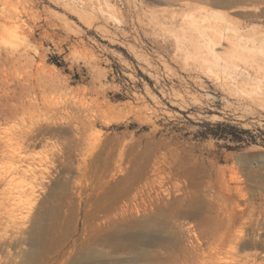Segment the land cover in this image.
Instances as JSON below:
<instances>
[{
    "label": "rangeland",
    "instance_id": "1",
    "mask_svg": "<svg viewBox=\"0 0 264 264\" xmlns=\"http://www.w3.org/2000/svg\"><path fill=\"white\" fill-rule=\"evenodd\" d=\"M0 264H264V0H0Z\"/></svg>",
    "mask_w": 264,
    "mask_h": 264
},
{
    "label": "bare ground",
    "instance_id": "2",
    "mask_svg": "<svg viewBox=\"0 0 264 264\" xmlns=\"http://www.w3.org/2000/svg\"><path fill=\"white\" fill-rule=\"evenodd\" d=\"M197 3V2H196ZM202 5V4H201ZM239 9V7H235L233 10L234 11H236V10H238ZM205 23V22H204ZM203 23V24H204ZM206 24V23H205ZM204 24V25H205ZM209 27H210V25H209ZM211 27H212V31H210V33L208 34V36H207V38H206V41H205V43L209 46V50L211 51V52H213V51H215L214 50V45L215 44H218V43H220V42H222L223 41V39H225V38H227V37H225L224 36V33L221 31V29L217 26V24L216 23H211ZM210 27V28H211ZM199 41V40H198ZM254 41V40H253ZM97 142L98 141H96L94 138L92 139V141H90V143H89V145H90V149H94L98 144H97ZM14 153V152H13ZM12 153V154H13ZM12 156H14V154L12 155ZM14 163V162H13ZM13 168V171L15 172V173H18V174H20V175H18V176H20V177H26V172H27V170H25V169H23V168H18V166H12ZM26 185V189H25V191L26 192H28V194H30V193H32V186L31 185H29L28 183H26L25 184Z\"/></svg>",
    "mask_w": 264,
    "mask_h": 264
}]
</instances>
